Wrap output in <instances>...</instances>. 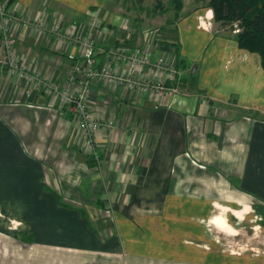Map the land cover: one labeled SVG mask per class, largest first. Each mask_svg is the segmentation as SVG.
Here are the masks:
<instances>
[{"label": "crops", "instance_id": "crops-1", "mask_svg": "<svg viewBox=\"0 0 264 264\" xmlns=\"http://www.w3.org/2000/svg\"><path fill=\"white\" fill-rule=\"evenodd\" d=\"M117 2L108 9L106 0H14L7 9L62 33L85 28L97 47L130 36L153 61L164 57L178 71L189 64L196 74L173 96L94 80L91 111L113 122L95 135V161L57 97L0 68V264H264V253L230 251L218 239L219 229L264 227L259 54L201 25L212 9L132 33ZM13 35L28 70L63 84L77 45L60 50L49 32L19 24ZM95 55L98 66L129 72ZM133 75L170 83L148 67Z\"/></svg>", "mask_w": 264, "mask_h": 264}, {"label": "built area", "instance_id": "built-area-1", "mask_svg": "<svg viewBox=\"0 0 264 264\" xmlns=\"http://www.w3.org/2000/svg\"><path fill=\"white\" fill-rule=\"evenodd\" d=\"M0 68L8 75L19 74L25 77L32 85L44 91L50 96L57 97L60 103L68 109L74 119L78 120L84 136L87 148L99 160L95 135L97 132L113 127L112 121H104L93 115L90 108V91L94 80L104 83L126 85L131 89L144 92H152L160 95L170 94L166 79H154L147 76L133 75L134 72L143 70L145 67L155 71H161L167 78H176L178 86L182 81V73L175 65L164 57L152 60V52L149 47H139L128 51L125 45L113 47H97V43L91 34L85 32V28L66 31L62 33L60 26L49 25L45 21L37 22L26 14L15 15L6 8V4L0 0ZM19 24L27 31H45L57 38L60 50L67 45L74 44L79 47L78 58L71 63L68 74L62 83H57L39 72L30 71L25 62L19 57L16 39L13 35L14 25ZM105 56L106 61L112 63L122 61L129 67L128 73L116 71L112 66H98L95 53ZM70 57H75L71 55ZM181 76V77H180Z\"/></svg>", "mask_w": 264, "mask_h": 264}, {"label": "rangeland", "instance_id": "rangeland-1", "mask_svg": "<svg viewBox=\"0 0 264 264\" xmlns=\"http://www.w3.org/2000/svg\"><path fill=\"white\" fill-rule=\"evenodd\" d=\"M109 4V8L111 9L114 5V0H106ZM183 4V8L178 13V16L186 15L189 12L195 11L197 9L203 8V10L210 9L206 8L209 0H181ZM117 12L120 15L121 19L124 20V28L129 29L132 33L136 30L138 31V27L142 30L147 31H155L157 30H165L169 25L175 24L176 18L178 16L175 13L174 6L177 5L176 0H118L117 2ZM107 9V8H106ZM107 9V10H108ZM206 13V12H205ZM117 14V15H118ZM177 16V17H176ZM172 21V22H171ZM199 22L201 25L209 27L213 29V31H217L218 33H233V28L238 30V28L234 25L231 27L225 26L221 22L214 21L212 19H204V15L199 17ZM126 40L131 41L132 38L128 36ZM146 38L142 37V42ZM128 41V44H124L128 47V51H133V49L145 46H132ZM132 46V47H131ZM171 63V62H170ZM171 65H173L171 63ZM175 65V64H174ZM177 68V66H175ZM185 70H181L183 74L182 81L188 80V78L192 75H195V69L192 65H187ZM181 77V76H180ZM181 81V82H182ZM169 90L170 94L173 96L177 93H181L183 89L178 86L176 78H171L169 80ZM181 85V83H180ZM183 87V86H182ZM185 88H189V85H186ZM168 94V95H170ZM185 94L188 95L190 92H187L185 89ZM226 210L223 211V218L226 217ZM231 215V214H230ZM225 221V220H224ZM252 222V226H245V228H240L238 230H231L227 227V231H223L219 229L218 239L224 245V247L230 251L241 252L248 251L252 253H264V227H257Z\"/></svg>", "mask_w": 264, "mask_h": 264}, {"label": "trees", "instance_id": "trees-1", "mask_svg": "<svg viewBox=\"0 0 264 264\" xmlns=\"http://www.w3.org/2000/svg\"><path fill=\"white\" fill-rule=\"evenodd\" d=\"M13 1H7V8ZM176 2L174 9L178 16L183 4L181 0ZM206 8L212 9L214 21L238 28L222 34L234 36L240 48L259 54L264 69V0H209Z\"/></svg>", "mask_w": 264, "mask_h": 264}]
</instances>
